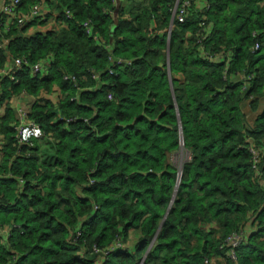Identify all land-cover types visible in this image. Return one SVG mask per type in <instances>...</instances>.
Here are the masks:
<instances>
[{
    "label": "trees",
    "instance_id": "16d2710c",
    "mask_svg": "<svg viewBox=\"0 0 264 264\" xmlns=\"http://www.w3.org/2000/svg\"><path fill=\"white\" fill-rule=\"evenodd\" d=\"M124 1L21 0L41 11L0 34V64L48 61L0 82L33 97L38 124L18 147L11 110L0 118V264H264V0L193 3L183 21L174 0Z\"/></svg>",
    "mask_w": 264,
    "mask_h": 264
},
{
    "label": "built area",
    "instance_id": "2783aa9c",
    "mask_svg": "<svg viewBox=\"0 0 264 264\" xmlns=\"http://www.w3.org/2000/svg\"><path fill=\"white\" fill-rule=\"evenodd\" d=\"M21 0H3L0 4V34L6 33L12 22H15L16 26L22 25L27 20L32 19L35 15H37L41 11V5L39 2L33 3L28 11L22 12L20 10ZM197 8L203 9L206 6L205 0H174V4L172 7V15L178 21H183L188 11L191 9L192 5ZM65 14L67 17H71V12L69 10H65ZM81 25L84 28L85 33L88 36H91L96 41V34L93 32V26L90 20L86 19L82 21ZM206 28L204 20L199 22V31L202 32ZM6 40L0 39V49L5 48ZM254 49L259 47L258 43L254 44ZM108 51V57L113 59L111 48L109 46H105ZM119 61V59H118ZM48 61L45 59H40L34 63H28L27 59L21 56H13L11 58H7L5 62L0 64V82L4 80L16 82L18 81V73L22 70L24 66H28L31 75H35L38 73H43L46 69L45 65ZM111 72V69H109ZM98 75L93 72L92 78H97ZM20 95H29L25 90H21L19 92ZM31 96V95H29ZM32 97V96H31ZM108 97L111 98V94H108ZM33 98V97H32ZM29 109L21 106H15L14 113L15 118L12 121L13 127V136L16 140L17 146L21 147L23 143H29L32 145L31 141L26 138V132L31 129H38V124L32 120L28 116ZM43 135V133L41 134ZM250 152L253 154L254 162L257 161V151L255 148L250 147ZM22 183V180H20ZM6 233L7 231L4 230ZM245 232L242 230L232 232L226 238V242L229 244L228 248V257L232 260H236V247L244 240ZM123 247V243L121 239L118 237L112 245L108 246L103 250L104 254L108 252ZM99 250H96L98 252ZM207 262V260H205Z\"/></svg>",
    "mask_w": 264,
    "mask_h": 264
},
{
    "label": "crops",
    "instance_id": "0c3cea01",
    "mask_svg": "<svg viewBox=\"0 0 264 264\" xmlns=\"http://www.w3.org/2000/svg\"><path fill=\"white\" fill-rule=\"evenodd\" d=\"M2 1L3 0H0V4L2 3ZM125 4L128 6L129 5L128 1L125 2ZM1 93H2V84L0 85V118L7 113L8 108L11 110L13 117H15V113H14L15 106H21L29 109L33 101V98L29 95H20L18 93V94L10 95L9 97H2ZM30 133L32 132L30 131ZM35 138H37L36 142L41 149H45L49 147V139L45 137V135L40 134L37 135ZM2 143H3V136L0 135V148L2 147ZM139 235H140L139 229L137 228L131 229L128 233V236L125 239L124 248L128 249L129 251H133L136 243L138 242Z\"/></svg>",
    "mask_w": 264,
    "mask_h": 264
},
{
    "label": "rangeland",
    "instance_id": "374dc122",
    "mask_svg": "<svg viewBox=\"0 0 264 264\" xmlns=\"http://www.w3.org/2000/svg\"><path fill=\"white\" fill-rule=\"evenodd\" d=\"M123 1V0H120ZM128 1V6L126 5L127 9H133L135 7L140 6L142 0H125V2ZM246 111H248L247 108H245ZM250 117V116H249ZM45 143V142H44ZM169 162H171L173 165H175L178 169L181 168L183 162L188 161L190 159V153L188 150L184 149L183 146L181 148L177 149L176 151L172 152L169 157Z\"/></svg>",
    "mask_w": 264,
    "mask_h": 264
},
{
    "label": "water",
    "instance_id": "95a60500",
    "mask_svg": "<svg viewBox=\"0 0 264 264\" xmlns=\"http://www.w3.org/2000/svg\"><path fill=\"white\" fill-rule=\"evenodd\" d=\"M178 124H179V131H180V127H181L180 121L178 122ZM182 144H183V140H182V135H181V132H180V145L182 146ZM180 176H181V168L178 169L177 179H176V186L178 185ZM174 194H175V191L173 193V196H174Z\"/></svg>",
    "mask_w": 264,
    "mask_h": 264
}]
</instances>
